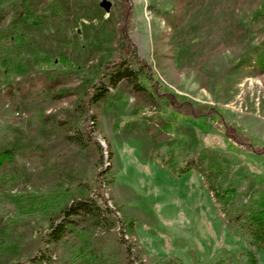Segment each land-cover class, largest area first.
<instances>
[{"label": "rangeland", "instance_id": "rangeland-1", "mask_svg": "<svg viewBox=\"0 0 264 264\" xmlns=\"http://www.w3.org/2000/svg\"><path fill=\"white\" fill-rule=\"evenodd\" d=\"M83 1L89 24L73 21L63 33L55 27L39 32L42 50L52 55L51 72L34 65L0 88V141L18 127L47 149L28 158L32 176L21 191L47 193L81 182L95 188L111 164L115 180L101 190L113 196L109 204L116 201L125 218L135 219L126 236L137 240L147 263L177 258L215 264L240 255L250 264L247 253L254 249L255 264H264V248L235 229L226 216L232 207L215 193L229 178V187L240 189L231 202L247 200L241 208L264 196V73L252 66L264 42V21L251 23L255 4L110 0L108 12L102 0ZM106 13L110 17L100 23L92 19ZM124 27L137 49L133 66H148L152 80L142 81L154 95L134 93L123 83L110 87L105 101L89 107L98 114L93 137L102 149L92 143L81 153L69 140L71 131L50 116L65 120L84 100L80 86L88 79L97 83L103 63L117 60ZM50 75L57 77L50 81ZM49 85L69 94L53 97ZM194 159L207 178L194 168L183 171ZM14 228L8 238L14 248L2 264L25 262L42 244L33 222Z\"/></svg>", "mask_w": 264, "mask_h": 264}, {"label": "trees", "instance_id": "trees-1", "mask_svg": "<svg viewBox=\"0 0 264 264\" xmlns=\"http://www.w3.org/2000/svg\"><path fill=\"white\" fill-rule=\"evenodd\" d=\"M244 1L255 4L251 23L263 22L264 0ZM125 4L127 6L124 5V8L129 15L130 5ZM86 7L83 0L75 3L71 0H0V88L10 84L14 75L23 73L34 65L44 66L46 73H49L52 55L48 50H42L39 32L55 27L59 33H63L62 28L73 21L89 24L85 16L88 14L84 11ZM109 17L110 14L106 13L102 18L92 19L100 23ZM127 30L128 28H122L117 39V60L103 63V75L97 83L88 79L80 86L84 87V100L68 112L65 120L57 119L56 114L50 116L57 126H66L71 131L69 140L81 149V153L92 143L99 150L102 149L93 137L98 114L89 112V107H97L105 101L110 87L123 83L134 93H149L150 97L154 95V91L142 81V77L152 80L148 66L142 63L137 68L133 66V62L137 60V49ZM112 31L114 35V29ZM252 66L257 73H264V42L255 49ZM56 77L50 75L49 79L51 81ZM49 87L53 97L58 99L69 94L66 88L54 91V85ZM84 119L85 125H81V120ZM88 122L90 128L87 126ZM8 133L12 137L0 141V264L14 248L8 241L10 232L15 230L14 227L29 222H33L42 244L37 254L19 264H149L133 235L126 236L128 231L136 227L135 219L125 218L115 200L113 206L109 204V199L113 196L107 198L101 190L102 187L106 190L107 187L110 188L115 180L111 164L102 170L103 179L99 180V185L95 188L89 182H81L76 186L61 185L47 193L21 191L32 176L28 158L34 154L42 155L47 149L35 143L21 128L11 127ZM232 136L240 143L236 132ZM193 168L205 178L209 175L206 171L202 172L201 162L195 159L183 171ZM227 181L229 182V178L222 183L225 186L223 191L213 188L232 207L227 209L228 221L236 230L246 234L253 246L264 248V196L255 205L241 208L247 200L240 198L243 201L237 205L231 202L234 196L239 195L240 189L229 187ZM100 232L108 236L106 240L100 236ZM247 256L250 264L256 263L254 249H250ZM159 264L182 263L177 258H169ZM215 264L246 262L238 255L230 259L222 258Z\"/></svg>", "mask_w": 264, "mask_h": 264}, {"label": "water", "instance_id": "water-1", "mask_svg": "<svg viewBox=\"0 0 264 264\" xmlns=\"http://www.w3.org/2000/svg\"><path fill=\"white\" fill-rule=\"evenodd\" d=\"M112 1L110 0H102L100 2V5L106 10V11H110L111 10V6H112Z\"/></svg>", "mask_w": 264, "mask_h": 264}]
</instances>
